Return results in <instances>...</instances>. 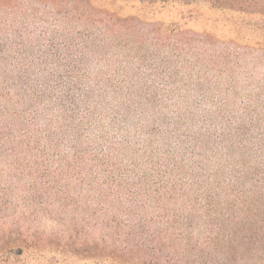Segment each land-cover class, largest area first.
I'll return each instance as SVG.
<instances>
[{
	"label": "rangeland",
	"instance_id": "rangeland-1",
	"mask_svg": "<svg viewBox=\"0 0 264 264\" xmlns=\"http://www.w3.org/2000/svg\"><path fill=\"white\" fill-rule=\"evenodd\" d=\"M112 8L137 20L91 67L88 105L52 125L47 160H0V264H99L101 222L126 232L127 211L135 222L156 206L254 200L264 213V17L205 3ZM99 192L111 213L87 203Z\"/></svg>",
	"mask_w": 264,
	"mask_h": 264
},
{
	"label": "trees",
	"instance_id": "trees-1",
	"mask_svg": "<svg viewBox=\"0 0 264 264\" xmlns=\"http://www.w3.org/2000/svg\"><path fill=\"white\" fill-rule=\"evenodd\" d=\"M115 3L158 9L173 3L231 5L264 17V0H0V160L11 159L13 166L29 158L47 160L55 143L52 125L67 128L79 106L88 105V90L98 77L91 67L101 63L109 41L122 40V32L128 43L131 27L125 23L137 20L117 15ZM36 27L41 29L37 40ZM108 199V193L99 192L87 203L97 201L111 213ZM195 204L186 202L176 211L156 206L153 216L137 213L135 222L127 211L126 232L111 220L103 233L107 225L101 222L99 255L89 258L97 257L99 264H264V213L254 200L227 210H218L216 202L198 209ZM150 224L160 231L139 235ZM42 244L37 242L39 252Z\"/></svg>",
	"mask_w": 264,
	"mask_h": 264
}]
</instances>
